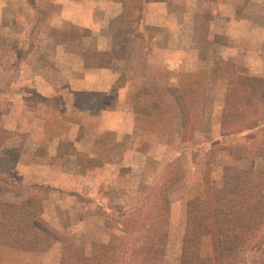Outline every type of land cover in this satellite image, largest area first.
<instances>
[{
	"label": "crops",
	"instance_id": "0c3cea01",
	"mask_svg": "<svg viewBox=\"0 0 264 264\" xmlns=\"http://www.w3.org/2000/svg\"><path fill=\"white\" fill-rule=\"evenodd\" d=\"M191 1L0 0V59L6 61L0 71L8 76L0 85V123L19 127L17 137L11 132L4 138L6 153L10 156L14 148L15 169L33 170L37 174L29 183L54 192L56 198L46 194L42 202L57 207L81 202L88 248L80 257H68L83 260L107 247L111 264H179L190 208L204 225V264V247L214 233L210 213L215 196L201 195V172L210 171L209 182L216 188L224 164L243 167L244 161L212 158L214 146L224 142L219 123L228 81V74L216 67H237L240 59L236 47L226 46L233 43L229 33L226 38L216 33L217 26L233 27V8ZM218 12L230 14L220 18ZM221 48L228 55L215 53ZM218 76L227 78L214 111L218 120L213 137L202 141L191 133L193 114L185 119L186 94L216 91ZM197 98L194 94L188 103L192 109ZM185 156L194 159L189 165L197 178L200 174L194 182L178 173L170 177L171 171H182L177 161ZM187 184L195 190L182 194ZM141 188L157 190L133 195ZM142 204L153 211L142 212ZM46 211L33 216L36 225ZM40 229L55 240L48 250L0 245V252L18 264L50 263L44 260L63 230ZM249 262L250 257L242 264Z\"/></svg>",
	"mask_w": 264,
	"mask_h": 264
},
{
	"label": "trees",
	"instance_id": "16d2710c",
	"mask_svg": "<svg viewBox=\"0 0 264 264\" xmlns=\"http://www.w3.org/2000/svg\"><path fill=\"white\" fill-rule=\"evenodd\" d=\"M217 71L228 74L220 116L221 144L214 149L221 159L264 160V125L251 120L255 104L264 105V77L247 75L235 65ZM230 68V69H229ZM245 130L254 131L245 134ZM244 133V134H243ZM244 139H240L242 136ZM241 136V137H240ZM221 179L210 218L217 264H242L248 253L264 248V166L259 169L234 164L221 167ZM204 225L187 210L179 264H202L200 243ZM55 240L41 230L32 214L0 203V245L27 251H46ZM213 244V245H214ZM107 247L85 259L61 256L58 264H111Z\"/></svg>",
	"mask_w": 264,
	"mask_h": 264
},
{
	"label": "rangeland",
	"instance_id": "374dc122",
	"mask_svg": "<svg viewBox=\"0 0 264 264\" xmlns=\"http://www.w3.org/2000/svg\"><path fill=\"white\" fill-rule=\"evenodd\" d=\"M176 1V0H175ZM192 2L191 0H188ZM205 5H216L218 9L220 8H226V10H230V8H233L235 11L236 16L234 17V25L233 27L226 28L224 25H220L219 21L216 20L217 26L216 33L220 36L223 35L226 38V33H229L227 36L229 37V40L233 43L226 44V46L230 45L235 48L236 52V58L238 57L240 60L238 62L239 65H237L238 69L247 74V75H253V76H261L264 77V0H203ZM242 4L245 6V10H242L241 7ZM209 7L205 8L204 10L208 13ZM225 10V11H226ZM232 10V11H233ZM224 11V9H223ZM221 12V11H220ZM218 12L220 18H222L225 15H229V12ZM219 18V19H220ZM32 35V33L30 34ZM27 36V35H26ZM3 37V33H1V26H0V40ZM11 37V36H9ZM16 37V36H13ZM8 38V37H7ZM223 38H219V41ZM243 39V40H241ZM236 40H238V43H236ZM241 40V41H240ZM244 41V43L239 44V42ZM244 46V50L238 51V47ZM0 47L2 45L0 44ZM218 55H228V51L226 49H218L215 51ZM242 62V63H241ZM4 63L6 61H3L0 59V68L4 67ZM175 63V61H174ZM11 64V63H10ZM13 66V65H12ZM202 77V76H200ZM198 77V78H200ZM8 78V76H3L2 72L0 71V85L3 82H6L5 79ZM208 78V77H207ZM227 78L225 76H218V81L216 85V91L215 88L214 91L209 92H203V93H194L197 95V99L195 101L196 109H192L189 104L192 102L194 94L187 93L186 98L187 100V106L189 108H186V115L185 119L188 121L189 114H193L192 117L196 118L195 123L192 124L191 119L189 122L186 123V127L189 124L191 126V133H195V135L198 137L197 139L205 140L208 137H211L213 135L214 131V125L217 123L218 117L215 116L214 111H217V104L219 103V97L221 95V90L223 86L225 85V81ZM187 88H190L187 84ZM157 95H160L159 93H156ZM173 93H171L172 95ZM0 96H2V93L0 91ZM0 104H1V98H0ZM194 105V106H195ZM253 116L251 120L257 121L260 120L262 117H264V105L256 104L253 108ZM173 110L174 108L170 107V116H171V129L173 130V124H172V116H173ZM3 111L2 104L0 106V116L1 112ZM264 122V121H262ZM6 126V128H4ZM186 129V128H185ZM19 130L18 125L14 124H7L3 123L2 120L0 123V203L4 201H8L11 206H14L15 208H21L26 213L32 214V216L36 217L38 211H40L42 208H45L46 215H42L41 217L36 218L37 226L40 228H46L49 231L53 232L56 231L59 233L60 230H63L64 235L57 236V243L54 246V249L52 252H49V258H46L44 261H50V263L46 264H53L54 259H59L60 256H82L88 246L85 243V239L82 236V232L85 231V227L81 219V209L82 204L81 202H75L74 204L69 203H63L61 207H57L54 204L50 202H42V197H46V194H49L48 198L50 199L56 198L54 192H50L49 189L41 187V186H34L32 182L29 183V181L33 180V175L37 174L33 170H25L23 167H18L15 169L12 160H16L17 155L14 152V148L12 149V154L8 156L9 154L6 153L9 144H7L6 138L11 132L17 137V132ZM188 130V129H187ZM185 132V131H184ZM254 131L245 130L244 133L248 135V133H251ZM245 136V135H244ZM244 136H240V139H244ZM213 137V136H212ZM12 141V140H11ZM14 144V143H13ZM4 147V148H3ZM23 147V145H22ZM1 149H3L1 151ZM16 150V148H15ZM214 156L212 158H215L217 160H221V155L219 151H214ZM17 153V152H16ZM4 154V156H2ZM158 158V157H154ZM203 160L207 159L206 156L202 157ZM189 156H185L177 161L179 168L182 170L179 172H172L170 173V177L177 176V173L180 174V176H183L185 181L187 182H194V179H200V174H198L197 178V172H192L191 167V161ZM194 160V159H192ZM219 162V161H218ZM236 162V161H235ZM177 163L174 164L170 162L171 167H177ZM220 163V162H219ZM155 164V163H154ZM166 164V163H164ZM162 164H160L161 166ZM243 167L245 168H255L259 169L260 167L264 166V160L262 159H254V160H244L243 161ZM154 179L155 175L157 174L156 171H153ZM149 174H151L149 172ZM150 176V175H149ZM202 182H201V195L205 197L209 196H216L217 195V187L211 185L209 182V179L211 177L210 171H202ZM164 179H166V176H164ZM25 180V181H23ZM217 182V180H215ZM197 183V182H196ZM192 184H187V187L185 189H182V194H189V192H193L195 189H191ZM108 192H110L109 189H107ZM140 190V191H138ZM148 190V195L154 194L155 190L149 191L148 188H141L134 190L133 195L136 197H144L146 191ZM198 188L196 189V192H198ZM203 191V192H202ZM177 192L175 193V195ZM200 194V193H199ZM54 196V197H53ZM77 197V196H76ZM75 198V197H74ZM78 199H81V197H77ZM75 198V199H77ZM74 199V200H75ZM7 203V204H8ZM41 203V204H40ZM112 206V205H111ZM150 205L142 204V212H146L148 210V213L153 211V209H149ZM72 208L71 214H68L69 208ZM147 207V208H146ZM59 209V210H58ZM63 209V210H62ZM65 210V212H64ZM58 211H60L58 213ZM70 212V211H69ZM35 219V218H34ZM35 222V220H34ZM66 229H70V235L67 234ZM87 231V229H86ZM261 233L264 236V229L261 231ZM212 241H208L207 246L204 247V264H214V259H216L215 251H211V249L214 248V235H212ZM209 238V237H208ZM210 242V243H209ZM214 244V245H211ZM214 255V256H213ZM250 262L246 264H264V248L260 249L257 252H253L249 255ZM249 257H247V260L249 261ZM52 260V261H51ZM14 258L11 257V255H7L3 252H0V264H18ZM38 262V261H37ZM36 263V262H35ZM42 263V262H41ZM40 263V264H41ZM25 264H29L28 262H25Z\"/></svg>",
	"mask_w": 264,
	"mask_h": 264
}]
</instances>
